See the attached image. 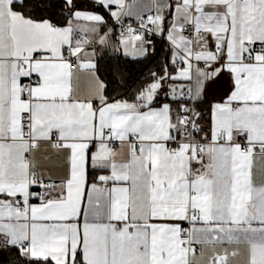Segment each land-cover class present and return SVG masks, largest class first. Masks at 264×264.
I'll return each instance as SVG.
<instances>
[{"label":"snow or ice","instance_id":"6c2138e0","mask_svg":"<svg viewBox=\"0 0 264 264\" xmlns=\"http://www.w3.org/2000/svg\"><path fill=\"white\" fill-rule=\"evenodd\" d=\"M0 264H264V0H0Z\"/></svg>","mask_w":264,"mask_h":264},{"label":"trees","instance_id":"16d2710c","mask_svg":"<svg viewBox=\"0 0 264 264\" xmlns=\"http://www.w3.org/2000/svg\"><path fill=\"white\" fill-rule=\"evenodd\" d=\"M162 60V56H161ZM160 60L156 62H146L145 64H130L127 66L128 71L130 72L131 76L134 78V82L142 79L143 76H147L149 72L156 71ZM143 74V75H141Z\"/></svg>","mask_w":264,"mask_h":264},{"label":"crops","instance_id":"0c3cea01","mask_svg":"<svg viewBox=\"0 0 264 264\" xmlns=\"http://www.w3.org/2000/svg\"><path fill=\"white\" fill-rule=\"evenodd\" d=\"M230 84L227 80V78H225L224 80L220 81L217 85H215L213 87V89L210 92V97H220L222 95H224L227 90L229 89ZM258 169L261 168V165H257Z\"/></svg>","mask_w":264,"mask_h":264}]
</instances>
